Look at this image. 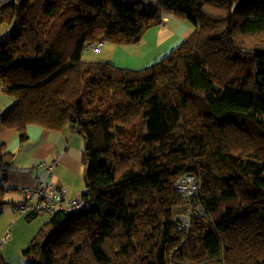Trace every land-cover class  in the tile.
I'll list each match as a JSON object with an SVG mask.
<instances>
[{"label":"trees","instance_id":"obj_1","mask_svg":"<svg viewBox=\"0 0 264 264\" xmlns=\"http://www.w3.org/2000/svg\"><path fill=\"white\" fill-rule=\"evenodd\" d=\"M0 6V80L15 102L4 126L22 143L29 126L86 142L87 204L49 216L27 264H264V0ZM168 14L194 31L162 61L85 58L139 44ZM14 162L3 144L0 171ZM188 177L192 195L176 187ZM7 193L0 185V208Z\"/></svg>","mask_w":264,"mask_h":264},{"label":"crops","instance_id":"obj_2","mask_svg":"<svg viewBox=\"0 0 264 264\" xmlns=\"http://www.w3.org/2000/svg\"><path fill=\"white\" fill-rule=\"evenodd\" d=\"M9 31V25L0 24V38ZM193 31L186 21L166 15L163 23L149 29L139 44H109L104 56L98 60L119 68L141 70L162 61L180 47ZM14 104L0 80V147L6 145V151L15 155L14 164L0 171V185L8 189L6 198L12 196V202L16 201L21 190L33 189L43 180L67 189L69 199L84 194L87 190L83 164L85 139L70 128L55 132L41 126H29L28 140L22 143L19 132L5 127L2 122V116ZM56 160L60 162L59 167L48 176L44 163Z\"/></svg>","mask_w":264,"mask_h":264},{"label":"built area","instance_id":"obj_3","mask_svg":"<svg viewBox=\"0 0 264 264\" xmlns=\"http://www.w3.org/2000/svg\"><path fill=\"white\" fill-rule=\"evenodd\" d=\"M3 1L4 0H0V5ZM59 163L58 160L50 164L46 162L44 163L48 176H51L53 171L59 167ZM193 182V177L184 178L181 181H177L176 187L184 194L192 195L198 190L196 185H191ZM185 183L191 184L185 185ZM86 204L87 201L84 198L78 197L75 199H69L67 189L57 187L49 181L43 180L33 189L26 188L21 190L19 197L13 202L12 206L14 210L21 213V215L33 213L38 216H52L60 211H76L83 209ZM199 212H202L201 207ZM178 220L179 222H177V225L180 229L188 225V219L179 218ZM6 239H8V237H6L5 240Z\"/></svg>","mask_w":264,"mask_h":264},{"label":"rangeland","instance_id":"obj_4","mask_svg":"<svg viewBox=\"0 0 264 264\" xmlns=\"http://www.w3.org/2000/svg\"><path fill=\"white\" fill-rule=\"evenodd\" d=\"M125 4H131L133 0H120ZM172 16L171 14H168ZM187 22V21H186ZM194 30V26L187 22ZM106 44L100 53L90 48L85 53V58L95 60L101 58L105 54V50L109 48ZM256 69L255 63L251 64ZM7 204L0 208V253L6 264H27L22 251L30 246L33 238L39 229L48 222L49 216H38L33 220H28L26 216L15 211L11 205L12 196L5 199ZM8 239L5 240V238Z\"/></svg>","mask_w":264,"mask_h":264},{"label":"clouds","instance_id":"obj_5","mask_svg":"<svg viewBox=\"0 0 264 264\" xmlns=\"http://www.w3.org/2000/svg\"><path fill=\"white\" fill-rule=\"evenodd\" d=\"M14 1V0H13ZM1 9V8H0Z\"/></svg>","mask_w":264,"mask_h":264}]
</instances>
